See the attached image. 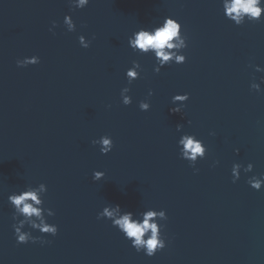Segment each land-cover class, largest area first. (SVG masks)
<instances>
[{"label":"water","instance_id":"95a60500","mask_svg":"<svg viewBox=\"0 0 264 264\" xmlns=\"http://www.w3.org/2000/svg\"><path fill=\"white\" fill-rule=\"evenodd\" d=\"M0 264H264V0H0Z\"/></svg>","mask_w":264,"mask_h":264}]
</instances>
